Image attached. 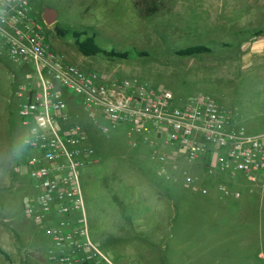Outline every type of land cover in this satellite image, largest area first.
<instances>
[{
    "label": "rangeland",
    "instance_id": "obj_1",
    "mask_svg": "<svg viewBox=\"0 0 264 264\" xmlns=\"http://www.w3.org/2000/svg\"><path fill=\"white\" fill-rule=\"evenodd\" d=\"M32 6L50 49L64 61L108 79L164 88L177 105L207 95L250 133L264 132V55L242 47L264 25V0H32ZM222 7L231 15H251L243 25L216 30L211 22ZM46 9L57 13L53 25L45 23ZM202 17L209 23L195 27ZM64 31L82 35L81 41L95 37L102 49L133 58L84 56ZM224 43L238 49H223ZM198 44L213 52L175 54ZM17 70L6 53L0 55V264H55L52 242L24 212V201L34 194L27 168L34 152L23 142ZM67 107L68 122L82 127L96 156L80 169L90 238L115 264H264V177L256 185L240 181L235 187L241 198L235 200L219 194V177L200 171V186L209 191L202 195L181 176L176 182L160 175L150 149L133 146L136 137L125 127L74 101ZM183 169L198 172L187 164Z\"/></svg>",
    "mask_w": 264,
    "mask_h": 264
},
{
    "label": "built area",
    "instance_id": "obj_2",
    "mask_svg": "<svg viewBox=\"0 0 264 264\" xmlns=\"http://www.w3.org/2000/svg\"><path fill=\"white\" fill-rule=\"evenodd\" d=\"M3 53L22 79L14 92L23 142L34 152L27 161L34 194L24 201V212L52 242L55 264H115L90 238L80 169L96 156L82 127L68 122L67 102L125 127L136 137L133 146L150 149L160 175L176 182L181 176L202 195L209 191L200 186V171L219 177V194L235 200L241 198L236 185H256L264 177V132L250 133L207 95L177 105L164 88L108 79L64 61L50 49L32 0H0ZM185 164L198 172L190 174Z\"/></svg>",
    "mask_w": 264,
    "mask_h": 264
},
{
    "label": "trees",
    "instance_id": "obj_3",
    "mask_svg": "<svg viewBox=\"0 0 264 264\" xmlns=\"http://www.w3.org/2000/svg\"><path fill=\"white\" fill-rule=\"evenodd\" d=\"M65 33H71L73 37L75 38V46L76 48L84 55L87 57H94V56H105L108 58H118V59H123V60H129L132 59V55L129 52H124V53H116L114 51H106L102 49L100 46H98L95 42V37H86L83 41L80 40L81 36L80 34L76 32H70V31H64L62 36ZM243 32H239L238 34H242ZM247 36L252 35V33H245ZM261 32L255 33L254 36L260 35ZM236 45L234 44H228L224 43L222 44L223 49H228V50H233L236 49ZM238 49V47H237ZM213 52V49L209 46L198 44V45H192L188 46L186 48L180 49L175 52L176 56L179 57H196V56H202L206 54H210ZM138 57H143L147 56L146 53H137Z\"/></svg>",
    "mask_w": 264,
    "mask_h": 264
},
{
    "label": "crops",
    "instance_id": "obj_4",
    "mask_svg": "<svg viewBox=\"0 0 264 264\" xmlns=\"http://www.w3.org/2000/svg\"><path fill=\"white\" fill-rule=\"evenodd\" d=\"M222 2H224V0H222ZM221 6H222V4H221ZM237 12L238 13H234V15L233 14L231 15V14H228V12L226 10H224V8L222 7L221 9H219V14L216 15L217 20L215 21V19H214V20H212L211 23L216 22V24H217V26L215 27L216 30L220 28L219 26H223V25L225 26L226 24L231 25V24L237 23L239 25H243L244 24V17L249 16L251 14H250V12H246L244 15L241 13V11H237ZM201 16H202V14H201ZM207 22L209 23V20H205V18L202 17L199 19V21H197V22H195V24L194 23L193 24L195 25V27H198V25H205L206 26ZM215 28H211V29L208 28V29L209 30H215ZM255 32L256 33L261 32V34L258 36L250 37L247 40H245L242 44V47L244 48V46H247V45L250 46L251 45V47H249V48H251L253 51H254V49H256V53L258 52L256 56H261L259 54V51H261L263 53L262 55H264V25L261 28H259V30H256ZM250 41H252V42H250ZM243 50H245L244 52L248 51L246 49H243ZM244 56L246 57L248 55H244ZM252 57H255V56L252 55Z\"/></svg>",
    "mask_w": 264,
    "mask_h": 264
},
{
    "label": "water",
    "instance_id": "obj_5",
    "mask_svg": "<svg viewBox=\"0 0 264 264\" xmlns=\"http://www.w3.org/2000/svg\"><path fill=\"white\" fill-rule=\"evenodd\" d=\"M44 20L47 25H53L57 20V13L53 9H46Z\"/></svg>",
    "mask_w": 264,
    "mask_h": 264
},
{
    "label": "clouds",
    "instance_id": "obj_6",
    "mask_svg": "<svg viewBox=\"0 0 264 264\" xmlns=\"http://www.w3.org/2000/svg\"><path fill=\"white\" fill-rule=\"evenodd\" d=\"M19 150V147L17 148V151Z\"/></svg>",
    "mask_w": 264,
    "mask_h": 264
}]
</instances>
